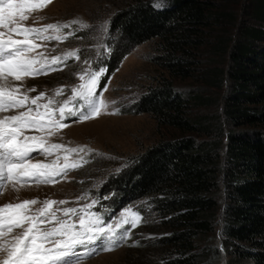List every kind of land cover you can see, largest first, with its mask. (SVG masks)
Here are the masks:
<instances>
[{
    "label": "trees",
    "instance_id": "obj_1",
    "mask_svg": "<svg viewBox=\"0 0 264 264\" xmlns=\"http://www.w3.org/2000/svg\"><path fill=\"white\" fill-rule=\"evenodd\" d=\"M111 30L114 69L155 43L163 74L132 112L175 132L109 177L113 209L146 200L137 232L160 235L140 240L136 260L264 264V0H125Z\"/></svg>",
    "mask_w": 264,
    "mask_h": 264
},
{
    "label": "rangeland",
    "instance_id": "obj_2",
    "mask_svg": "<svg viewBox=\"0 0 264 264\" xmlns=\"http://www.w3.org/2000/svg\"><path fill=\"white\" fill-rule=\"evenodd\" d=\"M123 1L125 0H51L43 9L30 13L29 19L22 22L24 26L36 28L52 24L60 26L59 33L50 31L48 34H59L66 39L45 42V47L38 48L37 52H44L49 59L54 56L68 57L58 66L59 70L25 78L21 85L22 91L34 88L35 91L27 92L30 98L43 93L46 99L41 103L53 99L57 102L54 106H58L71 97L73 88H78L84 82L79 79L80 75L101 67L106 73L104 60L107 57L103 56L110 52L111 73L101 89L102 99L107 107L103 108L97 117L87 121L73 122L76 120L75 117L66 120L65 123L70 126L59 129L56 135L49 138L50 143H60L67 148H82L84 151L80 156L71 157V161L83 158L80 167L68 171L62 179L57 177L58 182L55 184L33 183L24 185L25 189L12 191L8 189L9 184L22 185L15 184L14 181L5 182L0 192V206L19 203L25 199H37L38 204L34 207L39 208L44 200L50 199L68 201L60 206L67 208L82 207L96 200L92 211H97L106 223L109 220L119 221L124 211L136 213L141 217L138 207L139 205L147 207L146 200H132L127 203L121 201L120 204L117 203L118 209H113L115 203H112L111 196L115 194L110 189L109 177L119 173L133 157L159 140L174 136L175 132L157 127L155 121L148 115H137L132 112L138 97L163 74L151 62L156 53L155 43L147 42L128 48L127 55L114 69L112 60L116 56L115 48L122 42L119 33L111 30V20ZM64 25L69 27L64 28ZM104 76L105 74L101 79ZM60 89L64 90V94L57 96L56 93ZM101 90L98 91L97 98H100ZM11 114L14 113H3L0 116ZM27 134L40 135L35 132ZM63 154L62 151L59 153L61 156ZM38 159L51 163L55 156L46 159L41 155ZM142 225V218L135 228L124 225L119 231L127 229L128 238L122 242L118 239L113 250L98 251L94 255L83 257V264H142L136 260L135 249L138 243L140 240L160 236L157 233H138ZM19 231L15 229L13 234ZM5 239H11V236ZM5 256L6 254L0 253V261ZM219 264H224V261Z\"/></svg>",
    "mask_w": 264,
    "mask_h": 264
},
{
    "label": "snow or ice",
    "instance_id": "obj_3",
    "mask_svg": "<svg viewBox=\"0 0 264 264\" xmlns=\"http://www.w3.org/2000/svg\"><path fill=\"white\" fill-rule=\"evenodd\" d=\"M50 2L0 0V114L14 113L0 116V192L8 181L22 186L55 184L57 177L62 179L68 171L80 167L83 158L71 161V157L80 156L82 148L50 143L49 138L59 129L70 126L66 120L75 117L73 122L87 121L107 107L102 99L103 90L97 98L98 85L105 74L102 67L80 75L79 79L84 82L73 88L71 97L58 106H54L57 102L53 99L41 103L46 99L43 93L30 98L27 92L35 91L34 88L22 91L25 78L59 70L58 66L68 58L49 59L44 52H37L38 48L45 47V42L66 39L59 34H48L59 33L60 26L36 28L22 23L29 19L30 13ZM154 7H160L159 3ZM63 94V89L56 93ZM29 132L40 135H29ZM41 155L46 159L55 156V159L51 163L41 162L38 159ZM66 203L46 199L42 206L35 208L37 199H25L0 206V253L6 254L0 264H83L85 256L113 250L118 239L122 242L129 236L127 229L123 232L119 229L126 224L135 228L141 220L138 214L124 211L119 221L106 223L97 211H92L96 200L82 207H60ZM15 229L20 231L13 234ZM9 236L11 239H5Z\"/></svg>",
    "mask_w": 264,
    "mask_h": 264
},
{
    "label": "bare ground",
    "instance_id": "obj_4",
    "mask_svg": "<svg viewBox=\"0 0 264 264\" xmlns=\"http://www.w3.org/2000/svg\"><path fill=\"white\" fill-rule=\"evenodd\" d=\"M8 189H11L12 191H19L21 189H25V186H19L14 184H9Z\"/></svg>",
    "mask_w": 264,
    "mask_h": 264
}]
</instances>
